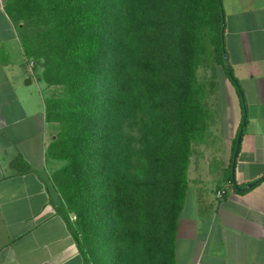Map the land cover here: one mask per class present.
Here are the masks:
<instances>
[{
	"label": "trees",
	"instance_id": "obj_1",
	"mask_svg": "<svg viewBox=\"0 0 264 264\" xmlns=\"http://www.w3.org/2000/svg\"><path fill=\"white\" fill-rule=\"evenodd\" d=\"M131 2L132 33L147 51L136 67L115 0L5 4L44 83L62 89L46 101L47 121L60 126L47 155L64 163L51 179L56 209L85 264H176L192 145L208 128L206 87L197 75L208 57L244 100L224 61L219 0ZM148 109L154 116L136 141L128 121L140 123ZM246 127L244 116L235 147ZM13 167L33 171L20 160Z\"/></svg>",
	"mask_w": 264,
	"mask_h": 264
},
{
	"label": "crops",
	"instance_id": "obj_2",
	"mask_svg": "<svg viewBox=\"0 0 264 264\" xmlns=\"http://www.w3.org/2000/svg\"><path fill=\"white\" fill-rule=\"evenodd\" d=\"M6 2L0 0V264H85L49 178L63 163L47 155L60 126L47 121L46 101L61 88L44 83L40 65L30 73ZM222 7L225 48L246 107L235 91L233 104L208 106L204 140L192 145L176 264H264V0H222ZM19 160L33 171L13 167Z\"/></svg>",
	"mask_w": 264,
	"mask_h": 264
},
{
	"label": "rangeland",
	"instance_id": "obj_3",
	"mask_svg": "<svg viewBox=\"0 0 264 264\" xmlns=\"http://www.w3.org/2000/svg\"><path fill=\"white\" fill-rule=\"evenodd\" d=\"M115 2L117 5L120 6V10H121V14L120 17L118 18V22L121 20L124 21L129 29V34L127 33V37H128V50L130 55V62H131V66L136 67L141 59L146 58L147 51L144 49L142 50V48H140L138 41L134 39L132 28L130 26L133 15L134 4L131 2V0H115ZM155 15L158 18L160 17L159 14L155 13ZM124 17L125 19L123 20ZM214 62H215L214 56L208 57L204 66L200 67L197 72L200 83L206 87L207 106H209L210 108H214V106L217 104L218 106L233 104L234 103L233 91H235L239 99V103H241V105L243 104L244 105L243 107H246L245 97L244 100H241V97L239 96L235 88L236 86L232 84V82L228 79L226 74H223L221 66L215 64ZM134 71H132V77L134 78L135 81L136 77ZM61 90L62 89L58 90L57 95H61ZM147 112L149 114L142 116V121L140 123L139 120L128 121L127 131L130 138H133L137 141L139 139V136L141 137V132H146L143 124L145 123L150 124L151 122L150 115L154 116L152 113H150V109H148ZM245 114H247L246 111H244V116ZM52 175L53 174L49 176L50 180L52 179ZM70 218L71 221H74L76 219L74 214H71Z\"/></svg>",
	"mask_w": 264,
	"mask_h": 264
},
{
	"label": "water",
	"instance_id": "obj_4",
	"mask_svg": "<svg viewBox=\"0 0 264 264\" xmlns=\"http://www.w3.org/2000/svg\"><path fill=\"white\" fill-rule=\"evenodd\" d=\"M219 4L220 6H222V0H219ZM224 31H225V22H223V33H222V38L224 39ZM224 61H225V64L227 66V64L229 63V60H228V57L226 55V52L224 51ZM247 116V114H245V117ZM240 142H241V134L239 136V139H238V142H237V145H236V148H235V153H234V157L236 158L237 157V154H238V151H239V147H240ZM253 184L249 185L248 187H252Z\"/></svg>",
	"mask_w": 264,
	"mask_h": 264
},
{
	"label": "built area",
	"instance_id": "obj_5",
	"mask_svg": "<svg viewBox=\"0 0 264 264\" xmlns=\"http://www.w3.org/2000/svg\"><path fill=\"white\" fill-rule=\"evenodd\" d=\"M28 66H29V71H30V73L32 74L33 69H34V67H35L34 62H33V61H30L29 64H28ZM217 197H218L219 199H222V198H223V192H222V191H218V193H217Z\"/></svg>",
	"mask_w": 264,
	"mask_h": 264
}]
</instances>
